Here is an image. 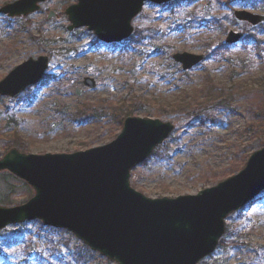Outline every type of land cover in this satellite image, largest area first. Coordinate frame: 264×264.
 I'll return each instance as SVG.
<instances>
[{
    "label": "rangeland",
    "instance_id": "1",
    "mask_svg": "<svg viewBox=\"0 0 264 264\" xmlns=\"http://www.w3.org/2000/svg\"><path fill=\"white\" fill-rule=\"evenodd\" d=\"M77 1L46 0L28 16L0 12V80L30 58H50L40 82L15 98L0 96V157L15 132L22 152L73 153L111 142L128 115L171 121L175 131L130 179L158 198L214 186L264 147V45L226 44L229 30L247 36L251 27L234 10L264 13V0L148 2L133 35L110 44L86 26L68 29L65 9ZM178 52L207 57L185 72L173 58ZM87 77L94 87L82 84ZM7 173H0V192L13 186L10 206L28 201L34 189ZM260 194L226 218L219 246L198 264H264V189ZM0 264L117 263L71 231L34 219L0 230Z\"/></svg>",
    "mask_w": 264,
    "mask_h": 264
},
{
    "label": "water",
    "instance_id": "2",
    "mask_svg": "<svg viewBox=\"0 0 264 264\" xmlns=\"http://www.w3.org/2000/svg\"><path fill=\"white\" fill-rule=\"evenodd\" d=\"M46 0H15L0 12L28 16ZM174 0H78L65 13L69 30L87 26L104 43L132 36L134 18L146 2ZM235 17L256 26L264 14L238 9ZM55 16L53 11L49 17ZM243 41L230 30L229 45ZM184 71L205 60V54L173 55ZM49 57L30 58L0 80V95L15 97L37 83ZM84 86L94 87L92 78ZM81 94V90L78 91ZM175 130L171 121L127 116L111 142L73 153H25L16 147L0 157V172L9 170L35 190L27 202L0 205V230L10 224L40 219L45 225L72 231L91 250L118 264H198L214 252L226 230V218L259 200L264 189V147L251 154L245 167L197 194L146 196L131 186L132 170L145 161Z\"/></svg>",
    "mask_w": 264,
    "mask_h": 264
},
{
    "label": "trees",
    "instance_id": "3",
    "mask_svg": "<svg viewBox=\"0 0 264 264\" xmlns=\"http://www.w3.org/2000/svg\"><path fill=\"white\" fill-rule=\"evenodd\" d=\"M8 1L9 0H6V2ZM260 2L262 3V0H260ZM234 22H236L235 19L233 20V23ZM247 32L248 34L245 38V43L252 44L254 47H260V48L264 45V23L259 24L258 26H255V27H250V29L247 30ZM13 118L14 117H10L9 122L12 121ZM17 133L18 132H15V136L13 137L10 135L8 136L7 143H6L7 148H10L12 146H16L20 148L23 147L22 141L20 140L19 136L16 135ZM9 173H7L8 176H14L13 174L11 175V173L10 174ZM7 175H2V176H7ZM13 194H15V190L13 186H10L9 188H7V191H5L4 193L0 192V204L11 205L12 204L11 197Z\"/></svg>",
    "mask_w": 264,
    "mask_h": 264
}]
</instances>
